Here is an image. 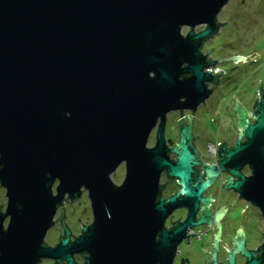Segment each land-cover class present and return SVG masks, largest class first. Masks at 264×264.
<instances>
[{
  "label": "water",
  "instance_id": "95a60500",
  "mask_svg": "<svg viewBox=\"0 0 264 264\" xmlns=\"http://www.w3.org/2000/svg\"><path fill=\"white\" fill-rule=\"evenodd\" d=\"M228 2L0 0V181L9 199L0 213V264L43 257L76 264L74 253H84V264H173L188 228L202 222L194 217L209 182H192L198 162L190 128L170 159L166 115L209 97L214 76L201 46L224 25L218 16ZM256 92L253 111L237 101L238 141L222 147L218 167L206 169L238 177L228 187L264 216L263 86ZM158 122L156 145L148 147ZM123 161L126 178L118 186L109 175ZM163 170L182 184L167 203L156 200ZM83 188L93 223L72 243L67 229L57 246H45L56 209ZM184 206L186 220L168 230L165 220ZM262 242L251 251L240 246L245 264H264ZM213 257L210 264H220Z\"/></svg>",
  "mask_w": 264,
  "mask_h": 264
},
{
  "label": "flooded vegetation",
  "instance_id": "af4514ba",
  "mask_svg": "<svg viewBox=\"0 0 264 264\" xmlns=\"http://www.w3.org/2000/svg\"><path fill=\"white\" fill-rule=\"evenodd\" d=\"M224 26H227V24ZM204 28V25L197 26L195 27V32H199ZM189 30L188 28V31ZM211 38L206 39L201 46V51L206 55L207 61L211 63L208 65V68L212 69L211 72L214 76L213 81L207 82V86L211 90L209 97H206L196 108H182L169 111L165 120L164 142L169 149L168 154L170 159H176V153L171 152V150L180 142L182 131L190 128L192 145L196 151L195 161L198 162L194 165L192 182L193 184L205 181L209 182L202 192L205 201L198 202V210L195 212L196 214L194 217V221L202 219V222L190 226L186 234L188 237L180 243L187 242L186 246L185 243L181 246L187 248V250L191 248V251L185 253L184 249L182 250L179 248L180 244L177 245V254L175 255L173 264H210L214 260V253H216L217 260L220 264L229 263L230 253L234 254V264H245L247 258L245 254L241 253L240 246L246 248L247 251L256 250L260 247L254 248L250 246L245 224L247 213L257 206L251 201L246 200V198L241 197L238 191L228 187L229 179L232 178L236 180L238 177H233L227 170L219 169L218 172L213 175V172L206 169V166L213 164L218 167V159L221 157L222 147L232 149L238 141L241 131L237 123V101L239 99L240 105L247 108L250 104L255 103L256 92V88H254L252 92L245 90L242 94L237 93V87L235 86L237 76L234 72L228 73L222 65L227 62L228 58L232 57V55L222 60L221 58L223 56L217 58L213 57V49L209 48L210 46L208 45ZM241 56L245 57L243 54ZM245 60H248V56L245 57ZM212 62L215 63L212 64ZM239 62L245 61L239 60ZM219 71H222V73ZM221 89L222 93L219 94L218 90ZM225 93H227V96L224 95ZM202 108H207L208 112L203 114ZM209 110L211 113H209ZM158 127L159 122L151 131L149 140L154 138V142L149 146L147 144L148 147H154L156 145ZM246 140L247 138L243 135L241 137V142H245ZM249 168L248 165L242 167L241 171L245 176H250L252 174V170ZM126 172V161H123L109 176L111 180L119 186L124 183ZM166 172V170L161 172L162 174L158 183L159 192L156 199L157 201L164 200L165 203L168 202L169 197L175 195L182 189L180 179L170 177ZM57 183L58 181L54 184V190ZM6 190L7 188L0 181L1 214L7 213L6 211L8 209L9 199ZM183 194L184 193L181 192L180 196ZM83 197L87 198L83 200L85 202L84 205H82ZM88 197V191L83 188L80 196H76L72 199L67 197L64 198L63 203L56 209L55 223L51 228H59V239L56 243L51 244L47 240L46 235L43 241L45 246H57L60 242L59 240L65 237L67 229L70 232L69 240L72 243L82 234L84 227L93 223L94 214L91 208V200ZM258 210L264 221L261 210L259 208ZM188 212L189 209L185 206L176 208L173 213L169 214L163 225H165L168 230L174 229L178 224L186 220ZM85 216H87V218L84 220L83 218H85ZM9 222L10 215H7L2 222L4 229L8 228ZM76 226H79V229L74 231L73 229H75ZM262 235L264 239V231H262ZM198 242H200L199 245ZM193 244L197 245L196 250L192 249ZM258 252L259 254L262 253L261 251ZM73 258L76 264L85 263L83 261L84 253H74ZM37 264L69 263L66 262V260L56 262L52 258L43 257Z\"/></svg>",
  "mask_w": 264,
  "mask_h": 264
},
{
  "label": "rangeland",
  "instance_id": "374dc122",
  "mask_svg": "<svg viewBox=\"0 0 264 264\" xmlns=\"http://www.w3.org/2000/svg\"><path fill=\"white\" fill-rule=\"evenodd\" d=\"M218 19L220 22H225L224 25L227 24V26L223 25L220 27L216 35L212 36L209 40V48L214 47L213 57L217 58L223 56L221 58L222 60L231 55L232 57L238 56V53H242L245 57L248 56L247 61L243 59L245 62L238 63V61L228 59V61L222 65L224 68H229V70H227L228 73L234 72L237 76L235 81L237 93L242 94L245 90L252 92L254 88H256L257 91L260 85L263 86L264 90V0H229L220 12ZM187 32L188 27L184 26L182 33L185 35ZM218 92L221 94L222 89L218 90ZM224 95L227 96V93ZM256 95L257 92H255V101ZM252 105H254V103L247 107L248 111L254 110ZM202 111L203 114H205V112H208V109L202 108ZM209 113H211L210 110ZM252 115H254V113L250 112L248 116L249 122H253L254 117ZM241 129L240 127V130ZM153 142L154 138H151L148 141V146L152 145ZM85 197H83L82 201L87 199ZM84 204L85 202L83 201L82 205ZM259 212L257 207L251 209L247 213L245 219L248 242L250 246L254 248H257L263 243L262 241H264L262 235V231H264V221ZM86 218L87 216L83 219L85 220ZM58 229V227H54L49 230L46 236L51 244L56 243L59 239L60 230ZM77 229H79V226H76L73 230L77 231ZM183 243H185V246L187 245V242ZM182 244L179 245V248L182 250L184 249L185 253L191 251V248L189 250L185 247L183 248V246H181ZM199 244L200 242H198V245ZM192 249L196 250L197 245L193 244Z\"/></svg>",
  "mask_w": 264,
  "mask_h": 264
}]
</instances>
